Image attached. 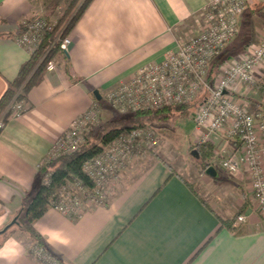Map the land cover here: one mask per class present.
<instances>
[{
    "label": "crops",
    "instance_id": "crops-1",
    "mask_svg": "<svg viewBox=\"0 0 264 264\" xmlns=\"http://www.w3.org/2000/svg\"><path fill=\"white\" fill-rule=\"evenodd\" d=\"M64 2L0 0V97L30 55L16 41L22 23L36 15L54 22ZM205 4L91 0L67 35L68 66L56 60L26 93L27 109L0 131V231L31 200L40 184L38 167L71 120L93 104L94 90L102 96L139 66L160 61L176 40L196 31ZM244 46L230 54L237 56ZM257 78L263 86L264 69ZM251 90L241 86L235 95L251 105L242 97ZM211 142L215 151L223 145L239 147L221 133ZM214 159L213 167L221 169L216 152ZM216 171L211 178L218 179ZM235 177L247 183L244 174ZM192 187L154 159L108 205L87 208L76 220L49 208L33 227L67 264H264V221L250 188H236L232 205L223 198L215 207ZM239 208L245 222L233 223L234 229L220 223L219 217L233 218ZM32 242L24 233L9 237L0 247V264H42L28 251Z\"/></svg>",
    "mask_w": 264,
    "mask_h": 264
},
{
    "label": "built area",
    "instance_id": "built-area-1",
    "mask_svg": "<svg viewBox=\"0 0 264 264\" xmlns=\"http://www.w3.org/2000/svg\"><path fill=\"white\" fill-rule=\"evenodd\" d=\"M248 0H206L201 20L194 33L176 40L160 61L139 66L126 80L107 90L103 98L113 109L121 113L139 109L160 108L191 102L201 91L206 95L192 115L193 134L196 144L211 141L212 135L221 133L228 141L239 143L233 149L228 145L219 147L218 165L230 175L244 174L249 185L256 211L264 221V110L250 111L245 101L235 95L242 86L258 89L257 71L264 69V28L259 40L247 45L237 56H230L218 67L213 81L206 82L209 61L219 55L236 37L239 19ZM53 23L42 15L25 20L16 37L17 44L30 53L36 48ZM70 38L60 40V48L67 52ZM54 59L46 65L53 70ZM264 99V85L260 87ZM27 109L23 100L13 98L0 114V130L8 119L20 116ZM96 104L75 116L66 131L51 145L48 158L74 152L89 128L101 122ZM148 130V131H147ZM141 127L131 129L125 135L113 139L94 158L82 167L92 181L84 186L75 181L59 191L58 200L52 208L59 213L79 216L87 208L104 202L105 187L110 177L120 173L131 158L133 149L156 144L153 130ZM239 214L235 226L245 222ZM42 264H58L42 246L30 249Z\"/></svg>",
    "mask_w": 264,
    "mask_h": 264
},
{
    "label": "trees",
    "instance_id": "trees-1",
    "mask_svg": "<svg viewBox=\"0 0 264 264\" xmlns=\"http://www.w3.org/2000/svg\"><path fill=\"white\" fill-rule=\"evenodd\" d=\"M90 2L91 0H65L59 15L52 22L53 26L51 29L45 32L41 41L37 43L36 48L28 56L29 58L17 69L18 72L14 79L8 81L7 87L0 97V114L15 95V101L26 98V93L29 89L42 80L46 71L45 67L50 60L57 58L66 67L68 66V59L65 52L60 48L59 42L68 35L70 29L80 18L79 16L82 15ZM225 48H223L219 55L209 61L208 69L205 73L207 83L213 81L218 72L219 65L230 57L228 50ZM205 95L206 91L203 90L196 98L188 103L128 111L130 114L127 117H115L106 119L103 122L101 120L94 128H89L74 152L60 156L57 155L54 158L46 157L40 167H38L40 184L36 192H34L35 194L16 215L15 223L8 226L5 231L0 232V247L5 240L15 236L16 232L20 231L32 239L33 244L31 246H42L48 252V255L54 257L58 264H67L62 257L56 255V253L47 247L44 239L33 227L34 222L39 217H42L49 208H52V204L57 202L59 191L64 186L75 181H81L84 186L91 187L92 181L88 179L89 177L84 173L81 166L86 161L96 157L113 139L125 135L131 129L138 128L149 122L166 121L174 115L184 118L192 117L194 111L202 103ZM95 101L100 102L101 99H95ZM213 148L214 144L211 141H206L201 144H195V147L191 149L194 151V158L202 170L214 166L212 160L215 157V151ZM154 156L159 158L161 163L165 164L174 172L162 157ZM189 186L191 187L190 184ZM102 205L106 206L108 203L104 201ZM243 211V209H239L235 213V216L230 219H221L219 217L220 223L229 229H234V219L239 214H243ZM67 217L76 220L79 216L70 214ZM28 251L29 253L31 252L30 249Z\"/></svg>",
    "mask_w": 264,
    "mask_h": 264
},
{
    "label": "rangeland",
    "instance_id": "rangeland-1",
    "mask_svg": "<svg viewBox=\"0 0 264 264\" xmlns=\"http://www.w3.org/2000/svg\"><path fill=\"white\" fill-rule=\"evenodd\" d=\"M254 1L255 2H252V4H248L247 2L248 6H250L249 9H247V7L245 8L246 10H243L244 12L241 18L237 38L232 43L228 44L230 46L225 48L228 50L229 56H232L231 54H234V51L241 50L244 45L247 46L256 43L259 40V29L262 27L264 28V0ZM190 24L191 23L188 22L186 24L188 25L187 27H191ZM196 24H194L195 29L197 28ZM56 60L58 59H54L55 65ZM242 95L243 98H247L248 102L251 103V105H247L248 110L252 112L264 110V99L261 97L262 92L260 91V87L255 89L254 92L251 90ZM103 96L104 94L101 96V101L97 103L99 106L95 103L96 101L93 102L100 111L99 116L101 117L102 122L106 119H112L115 117H127L128 114H130L129 112L121 113L118 110L113 109L112 105L108 103ZM13 98L15 99L16 95ZM191 118L192 117L184 118L174 115L166 121H156V123L154 121L140 126L142 129L144 128V130L149 129L155 132L156 144L151 147L139 146L132 150L131 158L129 162L125 164L126 166L124 169L120 173L110 177V180L104 189V201L107 203L111 201L122 188L129 184L130 181L133 180L135 176H137L138 173L148 165V163H150V161L154 159L160 161L159 158L154 156L157 155L162 157L163 160H165V163H168L174 172L180 173V175L186 178L207 202L210 204L214 203L215 207H217L219 206V203H222L224 198L226 202L232 205V197L237 195L236 188L242 190V188H248L249 185L233 176V174L230 175L217 167L216 169L219 172L218 179H213L205 174V170L201 169V166L196 162L197 160L192 154L191 149L195 147L196 135L193 134V122ZM235 220L236 217L234 221ZM17 234L21 235L23 232L17 231L15 235ZM31 247L32 246H30L28 250L31 249Z\"/></svg>",
    "mask_w": 264,
    "mask_h": 264
},
{
    "label": "water",
    "instance_id": "water-1",
    "mask_svg": "<svg viewBox=\"0 0 264 264\" xmlns=\"http://www.w3.org/2000/svg\"><path fill=\"white\" fill-rule=\"evenodd\" d=\"M93 95H94L96 100H100L101 99V95H100V93L98 91L94 90ZM192 154L195 155L194 151H192ZM216 173H217V171H216V169L213 166H210V167H208L205 170V174H207V175H209L211 177H216L217 176ZM15 218H13V220L8 225H6L0 232L5 231L8 226H10L13 223H15V221H16Z\"/></svg>",
    "mask_w": 264,
    "mask_h": 264
}]
</instances>
